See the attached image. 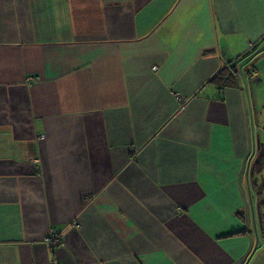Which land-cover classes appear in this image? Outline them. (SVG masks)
I'll use <instances>...</instances> for the list:
<instances>
[{"label": "crops", "instance_id": "1", "mask_svg": "<svg viewBox=\"0 0 264 264\" xmlns=\"http://www.w3.org/2000/svg\"><path fill=\"white\" fill-rule=\"evenodd\" d=\"M0 264H264V0H0Z\"/></svg>", "mask_w": 264, "mask_h": 264}, {"label": "trees", "instance_id": "2", "mask_svg": "<svg viewBox=\"0 0 264 264\" xmlns=\"http://www.w3.org/2000/svg\"><path fill=\"white\" fill-rule=\"evenodd\" d=\"M235 67H236L235 64L225 66V67L219 69L218 72L214 73L212 78L219 81L222 85H233V84H235V82H237V80H236L237 77H235V76H237L236 75L237 71L236 72L233 71V69H236ZM238 73H239V71H238Z\"/></svg>", "mask_w": 264, "mask_h": 264}, {"label": "flooded vegetation", "instance_id": "3", "mask_svg": "<svg viewBox=\"0 0 264 264\" xmlns=\"http://www.w3.org/2000/svg\"><path fill=\"white\" fill-rule=\"evenodd\" d=\"M252 160V159H251ZM252 163V169H256L257 167H259L260 166V162L258 161V159H256V160H253V162H251Z\"/></svg>", "mask_w": 264, "mask_h": 264}, {"label": "water", "instance_id": "4", "mask_svg": "<svg viewBox=\"0 0 264 264\" xmlns=\"http://www.w3.org/2000/svg\"><path fill=\"white\" fill-rule=\"evenodd\" d=\"M239 69V70H238ZM242 70H243V68H241V66L239 65V67L235 70V72L236 71H239L240 73H242ZM250 161H251V159L248 161V163H247V166L249 167V165L248 164H250Z\"/></svg>", "mask_w": 264, "mask_h": 264}, {"label": "built area", "instance_id": "5", "mask_svg": "<svg viewBox=\"0 0 264 264\" xmlns=\"http://www.w3.org/2000/svg\"><path fill=\"white\" fill-rule=\"evenodd\" d=\"M255 73V71L254 70H252V74H254ZM33 78L31 77L30 78V80H32ZM53 233L55 234V231H53ZM52 238V237H51Z\"/></svg>", "mask_w": 264, "mask_h": 264}]
</instances>
